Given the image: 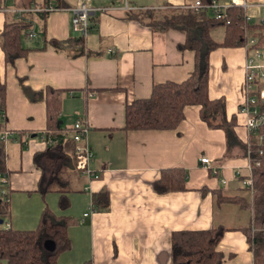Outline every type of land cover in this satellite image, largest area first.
<instances>
[{
	"label": "crops",
	"instance_id": "0c3cea01",
	"mask_svg": "<svg viewBox=\"0 0 264 264\" xmlns=\"http://www.w3.org/2000/svg\"><path fill=\"white\" fill-rule=\"evenodd\" d=\"M28 1L0 0V8L24 9L42 2ZM59 1L60 11L27 16L37 35L25 40L28 29L23 33L21 44L27 54L14 66L6 64L0 48L7 121L0 133H9L4 142L8 171L1 186L7 192L5 224L14 230H34L45 208L75 220L77 224L67 230L70 248L59 255L58 264H171L173 232L223 227L227 231L216 247L222 264H252L242 230L250 225L251 212L219 203L214 194L250 200L243 181L251 164L247 145L254 139L240 108L251 47L245 48L246 43L218 47L209 55L208 97L224 100L226 119L234 120L239 144L227 145L224 131L210 129L196 105L183 109V120L174 129L129 131L124 129L126 105L149 98L154 84L183 82L194 67L195 52L181 48L185 35L175 29H152L142 22L145 12L170 15L190 10L201 0H86L106 11L93 16L83 48L65 44L79 37L71 29L70 9L80 0ZM218 1L229 5L232 0ZM242 1L250 3L244 10L249 24L264 25V0ZM12 19L13 13H0V34ZM210 35L221 43L224 29ZM246 35L256 41L254 49H264V29ZM48 88L60 93L58 122L65 140H72L70 128L76 119L87 124L89 167L98 176L87 178L76 169L68 174L69 207L64 211L56 192L45 196L37 192L40 171L33 164V156L48 147L40 139L46 130ZM202 157L215 174L200 163ZM175 168L185 173V190L155 193L153 185L162 171ZM84 214L88 216L80 223Z\"/></svg>",
	"mask_w": 264,
	"mask_h": 264
},
{
	"label": "trees",
	"instance_id": "16d2710c",
	"mask_svg": "<svg viewBox=\"0 0 264 264\" xmlns=\"http://www.w3.org/2000/svg\"><path fill=\"white\" fill-rule=\"evenodd\" d=\"M33 1L28 2L31 4ZM210 1L201 0V3L208 4ZM42 3L45 5L53 3L55 7L60 8L59 0H42ZM145 13L146 19L142 22L152 29L156 27L163 30L175 29L185 35L186 42L181 48L195 52L194 67L193 72L183 82L154 84L149 98L135 100L126 105L124 129L171 130L183 120V109L196 105L200 107L202 121L210 129L224 131L227 145L239 144L233 131L234 120L226 119L224 100L212 101L208 97L209 55L218 47L233 48L245 45L246 33L263 30L264 25L259 27L250 25L244 10L239 7L229 8L222 20L209 17L207 11L191 9L172 12L170 15L165 13L160 17L155 11ZM38 15L45 16L48 13ZM27 21L16 18L4 25L0 34V48L7 65L14 66L17 59L27 54V50L21 44L23 33L31 28L30 20ZM217 28L224 29L221 43H216L210 35V32ZM53 44L59 46V43ZM65 44L83 48L84 38H72ZM46 93V130L51 132L54 144L33 156V164L40 171L37 192L42 196L56 192L59 196V208L64 211L69 207L68 174L75 170V143L73 140H65L61 133L62 128L57 127L60 93L51 88H48ZM5 104L6 85L0 79V131L5 129L7 123L3 116ZM258 137L262 139H254L251 145V158L259 162V166L253 167L252 199L227 197L214 192L217 202L239 206L251 212L250 225L242 230L253 256L252 264H264V128L259 130ZM244 149L246 150L245 147ZM259 150H262V155H258ZM7 171L4 142L0 139V176L6 177ZM153 190L157 194L185 190V173L178 168L162 171L160 179L153 185ZM7 208L8 204L0 201V220L8 216ZM74 223L77 224L75 220L57 216L45 208L34 230L0 227V264H58L59 255L70 248L67 230ZM225 231L227 230L223 227H216L207 231L173 232L171 264H222L223 255L216 251V247ZM46 241L55 244L54 251L49 252L45 249Z\"/></svg>",
	"mask_w": 264,
	"mask_h": 264
},
{
	"label": "built area",
	"instance_id": "2783aa9c",
	"mask_svg": "<svg viewBox=\"0 0 264 264\" xmlns=\"http://www.w3.org/2000/svg\"><path fill=\"white\" fill-rule=\"evenodd\" d=\"M231 7H240L245 10L250 7V3L242 0H232L231 4L225 5L218 0H211L208 4H202L200 1L195 2L188 9L195 11H210L215 20H222L225 17V12ZM62 10L55 7L53 4L48 3H34L28 8L9 10L0 8V13L11 12L15 15V18L27 21V16L30 14L40 13H52ZM106 9L92 6L86 0H80L75 6L70 9L71 12V29L73 33L78 34L79 37L85 38L91 27V20L97 12H103ZM29 22V21H27ZM228 24V22H227ZM36 31L34 28H29L24 37L25 40H33L36 37ZM245 48L251 47V55L247 58L244 66V78L242 82V96L243 104L241 105V113L247 116L246 130L250 138L261 140L258 137L259 130L264 128V49L253 48L256 41L247 37ZM112 51H109L111 53ZM70 131L72 132V140L75 143V169L77 172L86 176L87 178L97 179L98 176L90 169V163L92 161V153L87 143V135L89 128L85 122L80 119H76L72 124ZM9 133H0V139L3 142L8 140ZM40 139L45 142L47 146H52L54 141L51 136V132L45 130L40 133ZM251 143L247 145V156L251 159V164L248 166L249 175L243 181L245 188L248 190L250 198L253 196V167L259 166V162L253 161L251 158ZM258 155H262V150L258 151ZM200 163L205 168L213 171L215 174V168H212L209 160L206 157L200 159ZM6 184L5 176L0 177V200L5 201L7 192L1 188ZM223 184L225 182L223 181ZM88 214H84L80 223L84 222ZM8 228V225H5Z\"/></svg>",
	"mask_w": 264,
	"mask_h": 264
},
{
	"label": "water",
	"instance_id": "95a60500",
	"mask_svg": "<svg viewBox=\"0 0 264 264\" xmlns=\"http://www.w3.org/2000/svg\"><path fill=\"white\" fill-rule=\"evenodd\" d=\"M61 125V122H58V127ZM2 224V222H1ZM44 247L47 251L52 252L55 250V244L52 241H46Z\"/></svg>",
	"mask_w": 264,
	"mask_h": 264
},
{
	"label": "rangeland",
	"instance_id": "374dc122",
	"mask_svg": "<svg viewBox=\"0 0 264 264\" xmlns=\"http://www.w3.org/2000/svg\"><path fill=\"white\" fill-rule=\"evenodd\" d=\"M211 14V13H210ZM210 16V15H209ZM65 122L67 123L68 122V119H65ZM4 220V222H3V224L2 225H0V227L1 228H5V222H6V219H3Z\"/></svg>",
	"mask_w": 264,
	"mask_h": 264
}]
</instances>
